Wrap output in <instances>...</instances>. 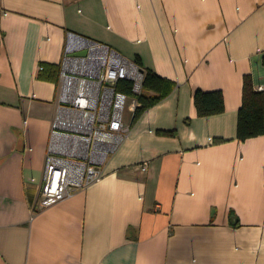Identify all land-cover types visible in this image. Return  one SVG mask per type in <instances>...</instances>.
Returning a JSON list of instances; mask_svg holds the SVG:
<instances>
[{
  "label": "crops",
  "instance_id": "1",
  "mask_svg": "<svg viewBox=\"0 0 264 264\" xmlns=\"http://www.w3.org/2000/svg\"><path fill=\"white\" fill-rule=\"evenodd\" d=\"M106 45L173 84L102 177L38 208L67 43ZM264 0H0V264H264ZM220 91L199 117L194 93Z\"/></svg>",
  "mask_w": 264,
  "mask_h": 264
},
{
  "label": "built area",
  "instance_id": "2",
  "mask_svg": "<svg viewBox=\"0 0 264 264\" xmlns=\"http://www.w3.org/2000/svg\"><path fill=\"white\" fill-rule=\"evenodd\" d=\"M84 53V54H82ZM114 49L69 39L61 63L57 107L38 208H48L99 180L128 136L126 101L139 106L144 71Z\"/></svg>",
  "mask_w": 264,
  "mask_h": 264
},
{
  "label": "trees",
  "instance_id": "3",
  "mask_svg": "<svg viewBox=\"0 0 264 264\" xmlns=\"http://www.w3.org/2000/svg\"><path fill=\"white\" fill-rule=\"evenodd\" d=\"M142 92L136 97L139 104L134 110L136 120L147 108L165 98L173 84L157 76L150 70L144 72ZM194 103L199 117L221 114L224 111L223 96L220 91L194 93ZM264 136V91L256 92L250 76H245L242 90V105L238 111L237 137L246 140Z\"/></svg>",
  "mask_w": 264,
  "mask_h": 264
},
{
  "label": "rangeland",
  "instance_id": "4",
  "mask_svg": "<svg viewBox=\"0 0 264 264\" xmlns=\"http://www.w3.org/2000/svg\"><path fill=\"white\" fill-rule=\"evenodd\" d=\"M132 99L133 98L129 97L126 101V106H125V111H124V120L125 121L130 116V113L133 111L132 110Z\"/></svg>",
  "mask_w": 264,
  "mask_h": 264
},
{
  "label": "water",
  "instance_id": "5",
  "mask_svg": "<svg viewBox=\"0 0 264 264\" xmlns=\"http://www.w3.org/2000/svg\"><path fill=\"white\" fill-rule=\"evenodd\" d=\"M82 54H84V53H82ZM142 72H143V70H141Z\"/></svg>",
  "mask_w": 264,
  "mask_h": 264
}]
</instances>
